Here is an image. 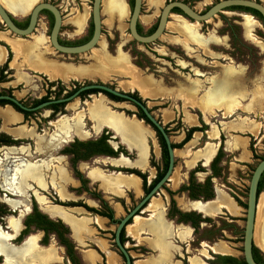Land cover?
Here are the masks:
<instances>
[{"label": "rangeland", "instance_id": "1", "mask_svg": "<svg viewBox=\"0 0 264 264\" xmlns=\"http://www.w3.org/2000/svg\"><path fill=\"white\" fill-rule=\"evenodd\" d=\"M168 1L169 0H142L141 14L148 15L155 12V15L158 17L161 8L165 2ZM177 1H183L196 12L201 13L219 0ZM40 2L53 4L62 13L63 26L61 36L65 33H73L74 28L72 27V19L74 16L77 17L79 14L85 15L86 25L87 15L89 19L92 5V0H34L33 5L26 12L14 13L9 9H5L14 15L16 21L23 22L27 18L32 7ZM261 3L264 5V1H261ZM127 14L124 15L123 18L110 16L104 0H102V35L95 49L91 50V52L86 55L65 56L59 54V56L61 59L66 60V62L80 65H96V69H94L91 74L89 73L90 75L87 74L88 77L86 78H91L94 82L100 80L105 84H111V86H115L123 91L137 90L129 87L124 89V85L133 83V75L139 76V79H145L142 76L150 77L154 83L157 84L158 88L164 92L163 94L165 95L163 99H145V96L143 97L138 90L137 93L139 96L141 95V98L147 101V106L153 111L154 116L158 120H161L164 124L168 123L172 130L169 134L172 142H178L181 134L183 137L185 130L188 128L184 121L185 113L196 114L199 118L202 117V114L198 112L197 108L190 107L188 102L192 100L191 102L197 101L196 103H201L208 90L203 92L200 88L193 87L191 84L192 81H197V79L204 81L212 77L216 79L218 75L217 69L221 67V65H232L230 68H234L240 73L241 77H239V81L235 82L236 85L234 84V94H230L236 102L235 105L238 111L230 116L225 115L222 117L216 113L208 117L209 123L214 124L219 129L218 147L222 140L224 153V157L220 163V167L222 168L221 177L211 178L212 188H218L228 195L238 206V210L234 214H230L222 209L214 216L209 215L210 218H208V222L201 221L197 228H192L189 224L176 223L175 219H167L172 229L176 226L183 225L190 228L192 233L191 238L187 242H180L177 239L170 238L166 240L169 245L173 242L178 250L173 253V256L169 254V258L166 260L167 262L162 264H189L188 258L194 256L207 262L202 253L206 254L205 251H207L208 256L211 255V247L219 243L224 244L229 249L228 255L242 258V237L246 211L245 207L240 206L235 198L240 201V203L246 204L250 177L255 166L264 158V128L262 127V125H264L263 28L258 20L250 17L251 23L247 29L245 26L246 16L238 17L234 12L223 11L203 23H191V21L185 19L194 31L195 38L192 41L178 29L173 30V27H177L181 24V21L170 15L164 34L154 44L143 46L133 41L129 35L127 29L129 14ZM144 19H147V21L150 20L149 17H144L143 21H145ZM69 21L72 25L69 24ZM47 22V17L40 15L34 33L30 36L23 37V39L35 40L37 37L42 36L41 34L46 36L48 33ZM149 27L150 26H143V31H147ZM1 32L11 37H19L8 31L0 22V33ZM79 32L81 31H76V33ZM45 40L48 41L46 38ZM0 45L2 46L3 44L0 43ZM113 57H116V59H110ZM119 59H123L125 67L129 69L132 67V73H135L126 75L122 68L121 70L119 69V71L123 70L122 73L116 71L117 69L114 71L110 70L107 73L103 71L106 62H114ZM134 62L140 63L141 67L135 65ZM17 64H19L17 69H12L11 72L8 71L7 77H12L9 79L11 81L0 84V92L9 90L16 99L30 104L31 100L45 95L47 80L42 75L32 73L25 69V67H23L26 66L24 59H19ZM109 68L110 67L105 70ZM22 76L25 77L26 80L22 79ZM83 78L79 79V81L81 80L80 83L84 82V80H82ZM145 80L148 81L150 88L154 89L152 90L157 94V97H161L153 84L150 83V80ZM66 85L69 86L68 84ZM95 98L98 97L92 96L85 102L89 105ZM73 102L74 101H72V103ZM75 103L77 104L76 106ZM75 103L71 104L74 105L73 108L70 107V105L68 106V110L66 111L67 118L73 117L74 111L80 108H82L80 110L84 112L88 106L87 104L80 105L78 100H76ZM107 103L111 109H115V106L111 105L109 102ZM124 107L127 108L124 109V111L130 114L136 113L133 107ZM166 113H169L171 118H166ZM57 118L58 117H55V119ZM243 119L245 120V124L243 122L241 128L247 127V123H253L257 129L243 131L240 129L237 130V128L232 126L233 123H240ZM86 120L88 119L83 115L82 122L83 125H85V131L88 133L86 139L91 137L90 139L93 140L95 136H98L101 132L97 134L93 133L89 128L92 126L91 122H85ZM69 123L70 125L74 124L72 121ZM22 125L33 127L39 133L44 131L46 134H49L52 129L48 122H46V118H44L42 111L36 113L28 119V121L22 123ZM10 126L12 125H5L3 120L0 119V131H6L5 129H10ZM143 126L158 146L155 133L150 127L144 124ZM209 130L210 126L208 124L205 134L203 133V138L198 141L196 146L197 149L203 148L205 142L208 141L206 136ZM235 141L237 143V148L235 150H229L230 143ZM29 142L31 144L33 143L32 141ZM110 144L112 145V143ZM250 145H252L251 149L255 151L254 156L250 151ZM186 148L187 146L179 150L181 152L180 154L174 152L175 163L170 181L167 182L165 188L160 190L158 195L154 196L151 201H149V204L154 200L160 202L161 208L164 210L165 218L169 207L167 190L176 191L181 185L185 184L193 168L198 167L200 169V171L194 174V178L198 183L204 182L206 177L211 175L210 168L204 167V164H206L205 162H197L193 166L187 165L190 156L185 153ZM57 149L58 148L54 149V151ZM19 153L20 152L11 153L9 149L0 148V204H7L11 209L18 212V215L17 212H15V214L11 213V216H16L15 218L20 216L19 220L21 222L24 215L29 212L32 203H35L43 212L54 206H60V208L69 214L80 213L81 216L86 217V219L80 220L83 226L76 230L78 235L75 234V231L69 229V238L73 242L81 262L83 264H124L123 260L118 256L113 242L115 226L110 224L106 218L100 217L88 211L86 208L103 211L100 204V200H103L112 209L114 218L121 219L126 213L132 210L143 197L140 186L139 192H136L132 188L123 187V189H121V195L116 196L101 189L99 183L87 180L85 178L87 169L98 168L105 174L109 172L108 170H114V168L106 164L104 157H94L87 162L78 164V169L82 173V177L86 179V184L82 189L80 188L79 182L74 179L66 157L63 159L54 158L55 160L53 161L51 159L47 160L50 156H57L58 150L48 156L46 154H39L40 152L36 155H30L29 153L27 157L23 154L17 156L21 159L19 162H13L12 158ZM130 156L134 157V154H130ZM36 158L44 160L27 161L36 160ZM151 158V162L155 168L157 165L160 166V153H158V155L153 154ZM23 162L47 164V168L45 169L46 181L43 189L29 182V184L31 183L33 185H30L31 189L27 190L25 194L28 208H19L16 210L8 204V201L13 199L7 198L4 195V192H6L5 189H7V191L10 189L5 187L4 183L5 181H9L13 169ZM108 163L113 166H125L117 165L112 160L108 161ZM126 164L128 163L126 162ZM126 166L132 167L130 164ZM149 171H151V173ZM156 171L154 168L151 167L150 169V167H148L147 171L142 172L147 174V181H150L155 176ZM172 178H175L176 181L173 182V180H171ZM262 193H264V189L259 194L258 201ZM40 198L42 200H40ZM20 199L22 198L16 200ZM189 200L186 193H178L174 196L176 207L180 211H184L183 209L189 207V203H191ZM197 200L202 201L201 199ZM68 201L78 203L79 206L73 207L76 209H70L71 207H65L59 204ZM150 212L152 216H150ZM138 216L142 217L143 222H148V220L154 216V211H146L144 214ZM50 217L57 218L54 215ZM96 218L102 221L101 224L96 221ZM255 223L253 241L258 235L257 233L260 225L264 223V205L259 206V211L258 208H256ZM31 234L35 237L39 249H52L56 252L58 259L51 264H70L65 258L63 247L60 246L54 235L48 234L47 244L43 246L40 244V239H42L44 235L43 232L32 230ZM124 235L125 238L128 239L126 242L127 250H129L130 255L133 257L135 264H145L148 259L158 256L159 252L151 247L154 239L153 235L146 227L140 228L135 236H129L125 229ZM255 246L264 257V249L256 244ZM107 254L112 257L113 263L107 260Z\"/></svg>", "mask_w": 264, "mask_h": 264}, {"label": "bare ground", "instance_id": "2", "mask_svg": "<svg viewBox=\"0 0 264 264\" xmlns=\"http://www.w3.org/2000/svg\"><path fill=\"white\" fill-rule=\"evenodd\" d=\"M33 3H34V0H0V5L3 8L9 9L14 13L16 12L22 13V12L28 11L33 5ZM104 3L106 5V9L110 13V16L112 17L115 16L117 18H123L125 11H126V4L124 3L123 0H104ZM172 16L180 19L181 21V24H179L177 27H173V30L178 29L189 40L193 41L195 38L194 31L191 28V26L188 24V22L178 15H172ZM250 19H251L250 17L246 16L245 26L247 29L249 28V25L251 23ZM73 23H75L77 27L82 26L84 23L83 16L77 15V17L73 19ZM8 43H9L8 45H10L12 49L13 56H14L13 61L11 62L10 66L14 69H17V66H19V64H17V61L20 58H22L26 62V60L28 59V54L30 51H32V48L25 45L23 42H11L10 41ZM4 55H5V51L4 49H1L0 63L4 60ZM29 57H30V54H29ZM27 63H28L27 66H30L31 68H33V70H36V71L41 70L37 62L35 63V61L31 60V61H28ZM104 67L105 68L103 69V71L104 72L106 71L105 73H107L110 70L114 71L115 69H117L116 71L121 72V73L124 70V73L126 75L135 73V72L132 73L133 72L132 67H131L132 69L125 67L123 59H119L114 62L112 61L108 63L106 62ZM108 67L110 68L105 70ZM121 68L123 70L119 71V69L121 70ZM44 71H45V74L49 76V78L51 79L61 78V79L67 80L69 76H73L72 74L65 73V71L62 72V70H58V69H52L51 71H46V70ZM75 77L78 79L81 78V73L76 75ZM138 77L133 75V79H134L133 83L130 82L131 83L130 85H124V89H127L128 87L131 89L135 88L140 92V94L143 95V97L144 96L148 98L157 97V94L153 91L154 89L152 88L153 89L152 90L150 88L148 81L145 79H141V78L139 79ZM239 77H241L239 73H235L233 70L228 69L224 77H222V79L218 81L219 83L214 84V88L216 90L211 91V94L212 95L214 94V98L216 97L217 91L221 94L220 95L221 97L223 96L222 99L224 100H221L222 102L221 104H223V108L225 112L227 113H229L231 109L229 108V103L231 104L233 102V100L228 102L232 98L230 94L234 93V87H235L234 84L235 82L239 81L240 79ZM21 78L26 80V78L23 76ZM191 101L188 102L190 107H194V108L202 110V105H201L202 102L196 103L197 101L195 102H191ZM121 106L124 107V105H121ZM121 106H116V107H121ZM117 113L118 112H113L111 110L107 101L102 96H99L98 98H95L92 101V103H90L87 106L86 111L84 112L80 111L78 114L75 115L74 121H73L74 123L73 129L75 130L76 134L81 139L85 138L88 135V133L83 130L84 128L83 122H82L83 115L85 118H87L91 122V125H92L91 130L94 133H99L106 126H109V125L113 126V130L116 132V135L119 137L121 143H124V139H125V142L128 141L129 143L127 142L124 144H126V146L129 149L134 148L136 146L139 151V155L137 153V156L139 157L138 161L133 166L141 170L146 169L147 159L149 157L148 156V153H149L148 146L146 144L147 139L149 141H152L154 152L155 153L158 152V148L155 145L154 139L149 135L148 131L146 130V128L143 126L142 123L136 121L135 119H129L125 117L122 113H118V114ZM212 113H213V109L208 110V114H212ZM0 117L3 118L5 125L8 123H12V122L14 123V122L19 121V117L15 115L14 113H12L9 108H5V110L0 111ZM166 118H171L169 113H166ZM206 119L207 118H205V120ZM184 121L190 125L193 123V118L188 113H185ZM58 129L65 135L67 134L68 130L71 129V126L68 124L67 120H61L58 122ZM9 133L13 135L14 134H18V135L26 134L25 132L23 133L20 129L9 131ZM28 135L32 136V133ZM214 135H216L215 127L212 128L210 137ZM33 139L35 140L36 147L39 150H42L45 147H51L53 145L50 141L48 142V145H46L44 137L33 136ZM195 144H196V140L190 142L187 145L185 153L188 156L191 155L190 153H188L190 152V148ZM176 153L179 154V152H176ZM212 154H213V146L207 144L202 156L206 160H209ZM115 164H118V163H115ZM41 169H42L41 165H34V164H29V163L21 164L20 166H17L13 171L12 183H16L17 190H19V192L23 191V187L26 186V182L29 179H32L38 185H42V170ZM88 176L90 177L91 180L99 182L101 189H103L104 191L112 195H118V196L121 195V192L119 190L120 187L132 188L136 192H139V185H140L139 179H137V177H134L133 175L132 176L131 175L122 176L119 174L104 175L99 169L95 168V169H90L88 171ZM171 180H173V178ZM214 199H215V201L213 200L214 202L210 201L205 204H201L200 202H197V204H195V207H197V209L203 212L205 215H211L217 212L218 211L217 209H219V207H221L222 209H225V211L230 214H234L237 211V208L233 200L218 188L216 189V195ZM16 205H17L16 203L12 202V206H16ZM261 205H264V193H262L259 197L258 207H257L258 211H259V206ZM147 206L148 207L144 209V212L154 211V216L150 220H148V222H143L142 217L135 216L132 219V223L126 227V231L129 236H135L137 234V231L140 228H143V226L146 227L148 231L153 235L154 245L161 250V256L159 259L160 261L159 263H162V262L164 263V262H167L166 260L167 258H169L168 257V243L166 242V239L171 234V227L165 222L163 218V209L161 208L160 202H157L154 200L151 204H148ZM45 212L50 215H54V216L61 217L62 219H64V221L68 223V225H70L71 229L75 231L76 235H78L76 230L80 229L83 226L80 220L86 219L83 217L80 219H75L71 214H70L71 216L68 215V213H66L62 208H58V207H52L51 209L46 210ZM96 221H98L99 224H101L102 222L98 218H96ZM7 225L13 233H17L20 228L19 219L11 217L7 220ZM257 234L258 235L256 239L254 238V242L257 246L262 247L264 249V223L260 225V228ZM7 239H10V237L7 236L6 234H2L0 231V245L4 244ZM23 244H22L23 246L22 245L19 246L20 248L9 246V248L5 249L4 252L0 249V253L3 254L4 258L6 259V262L4 260L5 264H33L34 260H37L40 264H46L49 262L57 261V257H56L54 250L52 249L41 250L37 248L35 244V237L28 238V240H26V242ZM214 251L225 252L226 250L225 248H222V247H218V248L215 247ZM26 255H28L29 258L25 259ZM108 260L110 261V263H113L112 257H108Z\"/></svg>", "mask_w": 264, "mask_h": 264}, {"label": "flooded vegetation", "instance_id": "3", "mask_svg": "<svg viewBox=\"0 0 264 264\" xmlns=\"http://www.w3.org/2000/svg\"><path fill=\"white\" fill-rule=\"evenodd\" d=\"M124 1V3L126 4V6H127V8L128 9H132V8H130V6H129V4H128V0H123ZM169 1H172V0H169ZM174 1V0H173ZM177 1V0H176ZM254 1H256V2H258V3H261V1L260 0H254ZM183 2V1H182ZM166 3V2H165ZM217 3V2H216ZM186 4V3H185ZM215 4V3H214ZM262 4V3H261ZM263 5V4H262ZM55 6V5H54ZM212 6V5H211ZM210 6V7H211ZM264 6V5H263ZM210 7H208V8H210ZM142 8V7H141ZM208 8L206 9V10H208ZM233 8H236V7H233ZM5 9V8H4ZM244 9H247V8H237V9H232V8H229L227 11H230V12H234V13H236L237 14V16L238 17H242V16H247V17H251V18H255L256 20H258L253 14H251V12H248V11H246V10H244ZM59 10V9H58ZM205 10V11H206ZM43 11H46V10H43ZM43 11H41L40 12V14H39V16L40 15H44V16H46L47 17V30H48V33L46 34V38L48 39V44H49V46L51 47V45H50V42H49V34H50V31H51V28H52V25H53V16H52V14L49 12V14H46V13H44ZM60 11V10H59ZM142 11V10H141ZM204 11V12H205ZM48 12V11H47ZM91 12V11H90ZM201 13H203V12H201ZM60 14H61V18H62V24H61V28H60V33H59V35H58V42H59V44L60 45H62V46H68V47H72V46H79V45H82V44H84V43H86V42H84V43H82V44H77V45H63V43H76V42H78V41H80V40H84L87 36H88V33H89V26H90V23L92 24V21H91V17H90V15H89V19H88V22H87V25H86V31H85V34H83L82 36H78V35H76V34H74V33H65L63 36H61V30H62V26H63V17H62V13L60 12ZM13 15V14H12ZM141 15V14H140ZM172 15H178V16H180V17H182L183 15H182V13L181 14H177V13H174L173 12V14ZM39 16H38V19H39ZM13 17H14V15H13ZM28 17H29V14H28V16H27V18L23 21V22H19V21H16L14 18H12V20H13V22H14V24L17 26V24H19V25H24L25 24V22H26V25L24 26V27H22L21 29H24V28H26V26H27V24H28ZM52 17V18H51ZM158 18H159V15H158V17H157V19L154 21V23L152 24V25H150V27L148 28V30L150 29V28H152L154 25H156L157 26V22H158ZM184 20L186 19V17L184 18V17H182ZM38 19H37V23H36V26H37V24H38ZM169 19V18H168ZM188 20V19H187ZM261 20H262V18H261ZM186 21V20H185ZM190 21V20H189ZM259 21V20H258ZM193 21H191V23H192ZM260 22V21H259ZM197 23V22H196ZM203 23V22H202ZM137 24H139L141 27H142V34H140V35H146L147 34V31H143V25L140 23V21H139V19H138V22H137ZM137 24H136V29H137ZM260 24H262V22H260ZM75 25V24H74ZM73 25V26H74ZM83 25H84V27H85V22L83 23ZM36 26H35V29H36ZM167 26V25H166ZM262 26V25H261ZM18 27V26H17ZM75 28H76V26H74ZM84 27L82 28V29H84ZM18 28H20V27H18ZM156 28V27H155ZM35 29H34V31H35ZM128 29V28H127ZM76 30H77V32L78 31H81L80 30V28H76ZM155 30V29H154ZM34 31H33V33H34ZM138 32V31H137ZM264 32V31H263ZM32 33V34H33ZM153 33V32H152ZM13 34V33H12ZM30 36V35H29ZM92 36V35H91ZM25 37H27V36H25ZM20 38H23V37H20ZM91 38V37H90ZM89 38V39H90ZM143 46H147V45H143ZM52 48V47H51ZM53 49V48H52ZM54 50V49H53ZM55 51V50H54ZM56 53H58V54H62V53H59V52H57V51H55ZM9 54L11 55V53H10V51H9V49H8V57H9ZM62 55H65V56H79V55H81V54H78V55H66V54H62ZM8 59V58H7ZM10 61H11V59H10ZM10 61L8 62V64H7V69H6V71H4V75L6 76V80L5 81H3V82H0V84H2V83H8L9 81H11V80H9L10 78H12V77H7V74H8V71H10L11 72V70H12V68H10L9 67V63H10ZM7 62V60L5 61V63ZM4 63V64H5ZM3 64V65H4ZM3 65H1V66H3ZM0 66V67H1ZM44 77V76H43ZM70 77H72V76H69V78ZM74 77V76H73ZM45 78V77H44ZM61 79V78H60ZM71 79H73V80H70V81H68V79L67 80H64V79H62L63 81H65V82H63V81H61V80H49V79H47L46 78V80H47V83H46V90H45V95L44 96H42V97H40V98H36V99H33V100H31V103L30 104H27L25 101H22V100H19V99H16L12 94H11V91H9V90H7V91H4V92H0V96H8V97H11V98H13V99H15V100H17L22 106H24L25 108H28V109H33V110H22V109H20L19 107H17L16 105H14L13 103H11L10 101H7V100H0V101H7L8 103H5V104H0V111H3V110H5V108H9L10 110H11V112L12 113H14L15 115H17L18 117H19V121H17V122H12V123H8V124H6V125H12V126H10V129L8 128V129H5L6 131H0V148H5V149H9L10 150V152L11 153H15V152H20L19 154H17L16 156H14L12 159H13V162H15V163H17V162H19L21 159H19L17 156H20V155H23V154H25L24 156H28L27 154H29L30 153V155H32V154H34V155H36L37 153H39V154H46L47 156L48 155H50L51 153H53V152H56L57 150H58V154H57V156H50L49 158H47V160H49V159H51L52 161L53 160H55L54 158H64V157H66L67 159H68V164H69V168H70V170H71V172H72V175L74 176V179L76 180V181H78L79 182V184H80V188H82L83 189V186L81 185V182L77 179V177L75 176V173H74V170H73V167H72V164L73 163H75V169L80 173V174H82L80 171H79V169H78V164L79 163H84V162H87V161H89L90 159H92V158H94V157H104V160H106V164H108L110 167H112V168H114V170H108V168H107V170L109 171L107 174H105L103 171H101L100 169V171L104 174V175H113L111 172H114V171H120V172H124V173H127V174H134V173H129L128 171L129 170H132V171H137V172H139V173H141V174H145L146 176H147V174L146 173H143L142 171H147V169H148V167H150V169H151V167L152 168H154L155 169V171H156V168L154 167V166H152L151 165V157H152V155L153 154H155V155H158V153H160V160H161V146H160V144H159V140H158V138H157V134H156V132H155V130H154V127L149 123V121L146 119V117H145V119H143V118H141V117H139V115H140V112H139V108L138 107H136L132 102H130V101H125V100H123V99H119V98H117V97H114V96H112L111 94H109V95H111L113 98H111L110 96H108V93H106V92H104V91H99V90H85V91H82V92H80V93H78L75 97H72L81 87H84V86H86V85H92V84H104V85H106V86H108V87H110V88H112V89H116L117 91H119V92H122V93H125V94H128L129 96H131L132 98H134V99H136V100H138L139 102H141L144 106H146L147 108H148V111L152 114V116L153 117H155L154 116V114H153V111L147 106V101H145V99H143V98H141L139 95H138V91L136 90H132V91H123V90H120V89H118L117 87H115V86H111V84H105V83H103L102 81H96V82H94V81H92V80H84V82H82V83H80V81H79V79L78 78H76V77H74V78H71ZM68 81V82H67ZM66 84H68L69 86H67ZM195 87H198V85H195ZM210 89V88H209ZM89 91V92H88ZM92 91H95V92H92ZM83 92H87V93H85V94H83V95H81V93H83ZM106 93V94H105ZM92 96H94V97H99V96H102V97H104L106 100H107V102H109L110 104H112L113 106H115V109H111L113 112H118V113H122L124 116H126L127 118H129V119H136V121H138V122H142L145 126H147V127H150V129L155 133V135H156V139H157V144H158V146L156 145V143H155V145L157 146V148H158V152L157 153H155L154 152V149H153V145H152V141L150 142L148 139H147V142H146V144H147V146H148V151H149V153H150V157H148V159H147V168L146 169H138V168H136V167H134L133 165L138 161V156H137V153H138V155H139V151H138V149H137V147L135 146H133L134 148H131V149H129L127 146H126V144H124V143H127V142H125V139H124V143H121V141H120V139H119V137L116 135V132L113 130V126H106V127H104L99 133V135L98 136H95V139H93V140H91L90 138H88V139H86V137L85 138H83V139H81V138H79V136L76 134V132H75V130L73 129L74 127H73V125H70V121H74V117H75V115L76 114H78L81 110L80 109H82V108H80L79 110H76V111H74V115H73V117H71V118H67V116H66V111L68 110V106L70 105V107H74V105H71V104H73V103H75V101L76 100H78V102L80 103V105L82 104V105H85V104H87L85 101H87V99H89V98H91ZM72 97V98H71ZM36 101H40L39 103H35ZM72 101H74L73 103H72ZM92 103V102H91ZM40 105H42L41 107H39V108H36V107H38V106H40ZM77 104L75 103V106H76ZM121 105H124V106H129V107H133L135 110H136V113H134V114H130L129 112H126V111H124V109H127V108H125V107H117V109H116V106H121ZM87 106V105H86ZM34 108H36V109H34ZM87 110V107H86V109H85V111ZM40 111H42L43 112V116H44V118H46V122H48V124H49V126L50 127H52V129H51V132L49 133V134H46L44 131H41V133H39V132H37L33 127H26V126H23L22 125V123H24V122H26V121H28V119H30L32 116H34L36 113H39ZM141 111V110H140ZM142 112V111H141ZM199 112V111H198ZM27 113V114H26ZM117 113V114H118ZM200 113V112H199ZM143 114V113H142ZM144 115V114H143ZM55 117H58L57 119H55ZM135 117V118H134ZM156 118V117H155ZM0 119L1 120H3V118L2 117H0ZM198 119H199V123H200V125L201 126H193V127H202L203 125L204 126H206L207 127V124H205L204 123V121L202 120V117L201 118H199L198 117ZM61 120H67V122H68V124L71 126V129H69L68 130V132H67V134H63L61 131H59V129H58V122L59 121H61ZM146 120L148 121V123L146 122ZM156 120L157 121H160L161 123H162V121L161 120H158L157 118H156ZM87 121H89V120H86L85 122H87ZM4 122V121H3ZM90 122V121H89ZM208 123H209V121H208ZM163 125H164V130H165V132L167 131V135L169 136V134L171 133V129H170V127H169V125H168V123H162ZM211 124V123H210ZM84 126V128H83V130L85 131V125H83ZM90 128V130H91V127H89ZM189 128H191V127H188L187 129H189ZM16 129H20L23 133L25 132L26 134H24V135H18V134H11V133H9V131H13V130H16ZM87 129V128H86ZM156 129V128H155ZM187 129L185 130V132L187 131ZM7 130H9V131H7ZM92 131V130H91ZM206 131V130H205ZM205 131L204 132H201V133H204L205 134ZM86 132V131H85ZM93 132V131H92ZM185 132H184V135H183V137H182V139L181 140H179L178 142H172L171 140V144L172 143H174V144H178V143H180L183 139H184V137H185ZM30 133H32V136L31 135H28V134H30ZM94 133V132H93ZM195 133V132H194ZM193 133V134H194ZM95 134H97V133H95ZM118 134V133H117ZM193 134H192V136H193ZM119 135V134H118ZM161 135V134H160ZM33 136H40V137H44L45 138V144L46 145H48V142L50 141L53 145L51 146V147H45L44 149H42V150H39V149H37V147H36V142H35V140L33 139ZM191 136V139L193 138ZM170 137V136H169ZM100 138H104V142L108 145V147L114 152V153H116L115 155H109V154H91L87 159H81L82 157H81V152H80V146H79V143H87V142H91V141H96V140H98V139H100ZM68 139V140H67ZM86 139V140H85ZM190 139V140H191ZM7 140H8V142H7ZM190 140L186 143V144H184L183 146H182V148H180V149H174V152L176 153V151H179V150H182L184 147H186L187 146V144L190 142ZM29 141H32L33 143L31 144ZM110 143H112V145L110 144ZM129 143V142H128ZM150 144H151V146H150ZM222 144V146H223V143H222V140H221V142H220V145ZM115 145V146H114ZM128 145V144H127ZM220 145H219V147H220ZM61 146H63V147H61ZM130 147H132V146H130ZM219 147L217 148V150L219 149ZM56 148H58L56 151H54V149H56ZM119 148H121L122 150H123V152H120V151H118L119 150ZM252 145H250V151L252 152V155L254 156V154H255V151H253L252 149ZM166 149H167V147H166ZM149 153H148V156H149ZM153 153V154H152ZM216 153H217V151H216ZM130 154H134V157H132V156H130ZM168 154V153H167ZM216 155V154H215ZM215 157V156H214ZM213 157V158H214ZM213 158H212V160H213ZM264 159V158H263ZM37 160H44V159H41V158H36V160H27V161H37ZM114 161V163H118L117 165H125V166H113V165H111V164H109L108 163V161ZM211 160V161H212ZM211 161L208 163V164H204V167L205 168H209V166H210V163H211ZM261 161V160H260ZM126 162L128 163V164H130V165H132V167L130 166H126V165H128V164H126ZM199 163H202V162H200V161H198ZM24 163H29V164H34V165H41L42 166V185H38L37 183H35L32 179H29L27 182H26V186L25 187H23V191L22 192H19V190H17V186H16V183H12V175H13V171H14V169L17 167H15L14 169H13V171H12V173H11V176H10V178H9V181L8 182H6L5 181V183H4V186L5 187H8V188H10V189H8V191H7V189H5L6 190V192H4V195L7 197V198H10V199H13V200H10V201H8V204L11 206V207H13L14 209H16V210H18L19 208H25V209H27L28 208V202H27V200H26V198H25V194H26V191L27 190H29V189H31V186L30 185H33V184H35V185H37L39 188H41V189H43L44 188V186H45V181H46V177H45V169L47 168V164H45V163H42V164H40V163H36V162H23V163H20L18 166H20L21 164H24ZM119 163H121V164H119ZM174 163H175V155H174ZM15 165V164H14ZM90 169H95V168H90ZM90 169H87V171H86V179L87 180H91L90 179V177L88 176V171L90 170ZM96 169H98V168H96ZM194 169V168H193ZM174 170V169H173ZM150 173H151V171H149ZM119 175H122L121 173H118ZM156 174H157V171H156V173H155V176L153 177V179L156 177ZM263 174V173H262ZM117 175V174H116ZM136 175V174H135ZM82 176V175H81ZM122 176H126V175H122ZM132 176V175H131ZM136 176H138V175H136ZM135 177V176H134ZM139 177V176H138ZM139 178H141V177H139ZM261 178V177H260ZM85 179V180H86ZM138 179V178H137ZM147 179H148V176L146 177V186H149V184L151 183V181L153 180V179H151L150 181H147ZM141 180H142V178H141ZM260 180V179H259ZM92 182H97V181H93V180H91ZM169 181H170V179H169ZM168 181V182H169ZM29 182H31V183H33V184H29ZM139 182H140V180H139ZM97 183H99V182H97ZM167 184V183H166ZM34 185V186H35ZM99 186H100V183H99ZM140 190L142 191V193H143V197L146 195V194H148V192L147 193H145V191H144V189H143V181H141L140 182ZM166 186V185H165ZM165 186H163V188H165ZM36 187V186H35ZM154 187V186H153ZM152 187V188H153ZM37 188V187H36ZM151 188V189H152ZM162 188V189H163ZM38 189V188H37ZM49 189V188H48ZM121 189H123V187H120L119 188V190H120V192L122 191ZM150 189V190H151ZM39 190V189H38ZM53 190V189H52ZM101 190V189H100ZM139 190V191H140ZM149 190V191H150ZM41 191V190H40ZM102 191V190H101ZM126 191H128V190H126ZM43 192H45V191H43ZM160 192V191H159ZM213 192H214V198H215V195H216V191H215V189L213 188ZM159 194V193H158ZM57 195V194H56ZM116 196H118V195H116ZM259 196V195H258ZM142 197V198H143ZM18 198H22V199H20V200H16V199H18ZM117 198H119V197H117ZM141 198V199H142ZM153 198V197H152ZM151 198V199H152ZM214 198L212 199V200H214ZM140 199V200H141ZM150 199V200H151ZM40 200H42L41 198H40ZM139 200V201H140ZM149 200V201H150ZM149 201H148V204H149ZM192 201H199V200H189V202H192ZM209 201V200H208ZM12 202H14V203H16L17 205L16 206H12ZM199 202H206V201H199ZM70 203H74V204H76V205H78V203H75V202H73V201H71V202H66V203H59V204H61L62 206H65V207H71V208H73V207H77V206H69L68 204H70ZM192 203H194V202H192ZM6 204V203H5ZM147 204V205H148ZM1 206H3V208L6 210V212L4 213V214H1L0 215V231H1V233L2 234H6L7 236H9L10 237V239H7L6 241H5V243L4 244H6L7 246H8V248H9V246H14V247H17V248H20L19 246L20 245H22L23 243H25L26 242V240H28V238H30V237H33L32 236V234H31V231L32 230H36V231H41V230H38V229H34L33 227H31V231L29 232V233H27V234H23V231L26 229V226H25V224H24V221H25V219H26V217L28 216V215H30L32 212H33V209H34V207L39 211V212H41L42 214H44V215H46L50 220H53V221H60V222H62L68 229H70L71 230V227H70V225H68V223H66L65 221H64V219H62L61 217H57V218H52V217H50V216H52V215H50V214H48V213H46L45 211L43 212L42 210H40V208H38L37 207V205L35 204V203H32V205H31V208H30V210H29V212L26 214V215H24V217L22 218V221L20 222V220H19V224H20V228H19V230H18V232L17 233H13L12 231H11V229H9V227H8V225H6V222H7V220L9 219V218H15L16 216H11V213L12 214H15V212H17V211H15V210H13V209H11L7 204L6 205H4V204H0ZM137 205V204H136ZM146 205V207H145V209L148 207ZM29 206H30V204H29ZM54 207H57V206H54ZM135 207V206H134ZM133 207V208H134ZM58 208H60V206L58 207ZM70 208V209H71ZM110 208V207H109ZM74 209H76V208H74ZM196 210V211H195ZM195 210H191V211H182V212H193V211H195V213H197L199 210L196 208ZM131 211V210H130ZM21 212V211H20ZM66 212V211H65ZM146 212V211H145ZM144 212V210H143V212H142V214H144L145 213ZM201 211H199V213H200ZM66 213H68V212H66ZM201 213H203V212H201ZM71 214V213H70ZM69 213H68V215H70ZM127 214V213H126ZM142 214H139V215H142ZM198 214V213H197ZM204 214V213H203ZM17 215H18V212H17ZM50 215V216H49ZM150 215H151V212H150ZM198 215H200V214H198ZM205 215V214H204ZM71 216V215H70ZM138 216V215H137ZM20 217V216H19ZM19 217H18V219H19ZM101 217V216H100ZM200 217L202 218V219H204V218H210V217H208V215H205V217H202L201 215H200ZM85 218V217H84ZM104 218V217H103ZM123 218V217H122ZM121 218V219H122ZM107 219V218H106ZM115 219V218H114ZM166 220L168 219L167 217L165 218ZM100 220V219H99ZM109 222H110V220L109 219H107ZM115 220H117L118 221V223H119V220L120 219H115ZM165 220V222L166 223H168L167 221ZM130 221V222H129ZM128 221V224L130 225L131 224V221H132V219H130ZM117 223V224H118ZM110 224H112V225H114L115 227H116V225L117 224H115V223H111L110 222ZM169 225V224H168ZM170 226V225H169ZM144 227V226H143ZM171 227V226H170ZM125 229H126V227H124L122 230H123V236H124V238H125V235H124V232H125ZM121 230V231H122ZM72 231V230H71ZM43 232V231H42ZM138 232V231H137ZM171 232H172V228H171ZM114 233H115V230H114V232H113V242H114ZM43 234H44V232H43ZM52 235H54L53 233H52ZM120 235H121V232H120ZM55 236V235H54ZM125 239H127V238H125ZM128 241V239L123 243V245H126V249H127V244H126V242ZM2 242V241H1ZM254 242V241H253ZM255 243V242H254ZM35 244H36V239H35ZM40 244L41 245H43V246H45L46 244H42V239H40ZM24 245V244H23ZM22 245V246H23ZM114 245H115V243H114ZM36 246H37V244H36ZM61 246V245H60ZM38 248V247H37ZM115 248H116V246H115ZM15 249V248H14ZM64 249V248H63ZM256 249H257V247L255 246V244H253V246H252V256H253V259H254V261H255V259L256 260H258L260 263H258V264H262V262H264V257H263V255H262V253L259 251V249H257L259 252H257L256 251ZM43 250V249H42ZM117 250V249H116ZM128 252H129V250H127ZM213 252H211V255L210 256H212V258L210 257V258H204L207 262H205L206 264H219V262H217L216 261V259H215V256L216 255H219V256H230V255H228V254H212ZM55 254H56V252H55ZM117 254H118V256L123 260V257H122V255L117 251ZM129 254H130V252H129ZM3 254H1L0 253V264H5V262H6V259L4 258V255L2 256ZM65 255V254H64ZM56 257H57V255H56ZM130 257H131V260H132V262H133V264H135L134 263V261H133V257L130 255ZM230 257H233V256H230ZM27 258H29V256L28 255H26V258L25 259H27ZM66 258V257H65ZM235 258H237V257H235ZM58 259V258H57ZM240 259V258H239ZM242 260H243V257L241 258ZM4 260H5V262H4ZM108 260V259H107ZM210 261H215L214 263H210ZM244 261V260H243ZM56 262V261H55ZM256 262V261H255ZM51 263H54V262H49V263H46V264H51ZM70 263V262H69ZM123 263H124V260H123ZM257 263V262H256ZM33 264H40L37 260H34V262H33Z\"/></svg>", "mask_w": 264, "mask_h": 264}, {"label": "water", "instance_id": "4", "mask_svg": "<svg viewBox=\"0 0 264 264\" xmlns=\"http://www.w3.org/2000/svg\"><path fill=\"white\" fill-rule=\"evenodd\" d=\"M101 5H102V0H92L91 12H90V17L92 21V36L86 43L79 46L68 47L59 44L58 35L60 33L62 18L58 8L50 3L40 2L36 4L29 13L28 24L24 29L18 28L12 20V18H14L13 15L7 12L0 5V22L8 31H10L16 36L19 37L29 36L33 33L35 29L40 12L46 10L50 12L53 16V25L48 37L51 47L55 51L66 55L85 54L96 47L102 35ZM141 7H142V0H133V7L132 9H129V19L127 24L128 33L131 36L132 40L141 45L154 44L164 34V30L168 23V18L170 15L173 14L174 9H178L182 13L183 15L182 17L184 18L186 17V19L193 22L202 23V22H207L208 20L212 19L213 17L222 13L223 11H227L229 8H233V7L247 8L254 10L260 14L262 18L261 25L264 31V6L261 3H258L254 0H219L217 3L213 4L210 8H208V10H206L203 13L196 12L191 6L185 4L182 1H176V0L168 1L161 8L159 12L157 26L153 31V33H151L150 35H140L136 29V24L141 14ZM85 90L104 91L119 99L132 102L136 107H138L142 111V113L149 121V123L154 128H156V130L161 134L165 142V145L167 147L168 166L166 172L164 173L162 178L154 185V187L148 192V194H146L137 203V205H135V207L131 211H129L122 219L119 220V223L115 227L114 243L116 249L122 255L124 264H133L130 254L126 249V245H123L120 241V232L124 227H127L129 225L128 221L130 219H133L135 216L142 214L143 210L148 204V201L152 197L158 195L159 191L169 181L174 169V149L171 147L170 137L166 134L164 130V125L160 121H157L156 118L153 117L152 114L148 111V108L138 100L132 98L128 94L119 92L116 89H112L104 84H92L81 87L72 97H75L78 93ZM0 100L10 101L11 103H13L22 110H33V109L25 108L17 100L8 96H0ZM41 106L42 105L36 108H39ZM263 172H264V159L259 161L258 164L255 166L252 175L250 177L248 189H247L246 208H245L246 213H245L243 237H242V257L246 264H258L253 259L252 246L254 244L253 234H254V225L256 218L257 201H258L257 188H258L259 179ZM111 173L114 174L121 173L122 175H126V176L133 175L137 177L140 180V182L142 181L141 178H139L135 174H127L120 171H114ZM210 201L213 200L200 202V203L205 204ZM192 202H199V201H192ZM197 213L200 214L202 217H205L204 214L199 212ZM71 215L75 219H80L83 217L80 215V213L71 214ZM0 249L4 252L5 249H8V246L6 244H2L0 245ZM210 257L212 258V256Z\"/></svg>", "mask_w": 264, "mask_h": 264}, {"label": "trees", "instance_id": "5", "mask_svg": "<svg viewBox=\"0 0 264 264\" xmlns=\"http://www.w3.org/2000/svg\"><path fill=\"white\" fill-rule=\"evenodd\" d=\"M128 4H129L130 8H132L133 7V0H128ZM232 9H237V8H232ZM244 10L251 12V14H253L260 22H262L261 16L258 12L251 10V9H244ZM43 12L46 14H49V12H47V11H43ZM173 12L177 13V14H181V12L178 9H174ZM25 25H26V22L22 26L17 24V26L20 28L24 27ZM155 27H156V25H154L152 28H150L147 31L146 35H150L154 31ZM137 31L139 34H142V27L139 24H137ZM91 35H92V24L90 23L88 36L84 40H80L76 43H63V45H68V44L69 45H77V44L79 45V44H82V43L86 42L87 40H89ZM10 59H11V55L9 54L7 62L3 66L0 67V82H3L6 80V76L3 73H4V71H6L7 64L10 61ZM134 63L138 67H141L140 63H138V62H134ZM92 92H95V91H92ZM85 93H87V92H83V93H81V95H83ZM108 96L113 98L109 94H108ZM39 102L40 101H36L35 103L37 104ZM5 103H8V102L7 101H0V104H5ZM139 112H140L139 117L145 119L142 112L140 110H139ZM146 122L148 123L147 120H146ZM154 130L157 134V138H158L159 144L161 146V160H160V166L157 165V167H156V170H157L156 177L151 181L149 186H146V177L147 176L145 174H141L137 171H132V170L128 171L129 173H134V174H136L142 178L143 189H144L145 193L149 192V190L162 178V176L166 172L167 166H168V154H167L165 142H164L162 136L160 135V133L155 128H154ZM205 130H207V127L204 125L202 127H191L189 129H187V131L185 132L184 139L178 144L172 143L171 147L173 149H180V148H182V146L184 144H186L191 139V136L194 132H204ZM166 133H167V131H166ZM104 141H105L104 138H100L96 141H91V142H87V143H79L81 157H82L81 159H87L91 154L115 155L116 153H114ZM7 142H8V140H7ZM118 151L123 152V150L121 148H119ZM223 157H224L223 146L221 144L219 149L217 150L215 157L213 158V160L211 161L210 166H209L210 171H211V175L206 177L204 182H202V183L196 182V180L194 178V174L196 172L200 171V169L198 167H196L190 171L189 176H188V180L185 184L181 185L176 191L167 190V193L169 196V207H168L167 212H166V217L168 219H171V220L175 219L176 223L189 224L192 228H197L198 224L201 221H205V222L209 221L208 218L202 219L200 217V215H198L195 212H182V211H180L176 207V203L174 201V196L178 193H186L187 197L190 200H197V199H201L202 201L212 200L214 198V192H213V188H212L211 178L221 177L222 168L220 167V163H221ZM151 165L154 166L152 164V162H151ZM72 167H73L75 176L81 182V185L85 186L86 180L75 169V163L72 164ZM263 189H264V172L261 175V178L258 182V188H257L258 195L261 193V191ZM235 200L240 206H243L246 208V204L244 205V204L240 203V201H238L236 198H235ZM100 204H101V208L103 211H97L93 208H86V209L92 213H95V214L101 216V217L109 219L111 223L117 224L118 221L114 219L112 209L109 208V206L103 200H100ZM68 205L69 206H79V205H76L74 203H70ZM5 212H6V210L3 208V206L0 205V215L4 214ZM24 224L26 226V229L23 231V234L29 233L31 231V227H33L34 229L41 230L44 232V235L42 238V244H47L48 234L53 233L55 235L58 243L64 248L65 257L70 262V264H83L81 262V260L79 259L77 253H76L75 246H74L73 242L69 238V229L62 222L50 220L46 215L42 214L41 212H39L34 207L33 212L26 217ZM126 240L127 239L124 238L123 230H122L121 235H120V241L123 244ZM256 251L259 252L257 249H256ZM215 259L217 262H219V264H246L241 258L239 259V258L230 257V256L216 255ZM255 261L257 263H260L256 259H255ZM214 262L215 261H210V263H214ZM262 264H264V262H262Z\"/></svg>", "mask_w": 264, "mask_h": 264}, {"label": "crops", "instance_id": "6", "mask_svg": "<svg viewBox=\"0 0 264 264\" xmlns=\"http://www.w3.org/2000/svg\"><path fill=\"white\" fill-rule=\"evenodd\" d=\"M127 13L129 14V9L126 6V11H125V14L124 15H126ZM80 16H83L84 22H85V15L82 14ZM75 17L76 16H74V18ZM144 17H146V18L149 17L150 20L147 21V19H144L145 21H143V18ZM156 17L157 16L155 15V12L152 13V14H148V15L141 14L140 17H139V21H140V23L143 26H150V25H152L154 23ZM73 19H72V23H73ZM87 22H88V15H87V20H86V25H87ZM101 23H102V20H101ZM69 24L72 25L70 23V21H69ZM74 24L75 23H73V25ZM73 25H72V27L74 28V30H73V33L74 34H76L78 36H82L83 34H85L86 25H85V27H84V25H82L80 27H77L76 25H74V26H76V28H80L81 32H79V33H76L77 30H76V28ZM83 27H84V29H82ZM41 35L44 38L42 36H40V37H37L35 40L34 39L27 40V39H23V38H19V37H11L10 35H7L6 33H2L1 32L0 33V43H2L4 46L3 45L2 46L0 45V52H1V49H4L5 55H4V60L0 63V66L3 65L5 63V61L7 60V58H8V49H9V51L11 53V61L9 63V67L12 68L10 66V64L13 61V57L14 56H13V52H12V49H11L10 45H8L9 44L8 42H10V41L11 42H23L25 45H27V46H29V47L32 48V51L29 52L30 57H29V54H28V59L27 60L28 61L33 60V61H35V63L37 62V64H39V66L41 68L40 71L33 70V68H31L30 66H27L28 65V63H27L28 61L26 60V66L27 67L26 66H23V67H25V69H27L28 71H31L32 73H35V74L42 75V76H44L45 78H47V79H49L51 81L52 80H61V81H63V80L60 79V78H56V79L49 78V76H47L45 74V71L44 70L51 71L52 69H58V70H62V72L65 71V73L72 74L74 77L76 75L80 74V73L81 74L84 73L81 76V78L84 77L82 80H91V78H86V77H88L87 74H89V73L91 74L93 72V70L96 69V65H93V66H95V67H93L91 65H80V64H75V63H71V62H66V60L61 59L60 56H59V54L56 53L49 46L47 40H45L46 36L44 34H41ZM104 49H105V47H104ZM89 52H91V51H89ZM89 52H87V53H89ZM87 53L81 54V55H86ZM116 57H113V58H110V59H116ZM20 59H22V58H20ZM231 66L232 65H229L228 64V65H221V67H218V69H217V72H218L217 74L218 75H217L216 79H214L213 77H212L213 79L212 78L211 79L208 78V79H206L204 81L201 80V79H197V81H192V83H191L193 87H195V85H198V89L200 88V90H202L203 92H205V91L208 90L205 93L204 97H203V101H202V104H201L202 105V110H200V109H197V110L202 114V120L204 121V123L207 124V125L209 124L210 130L207 131V134L208 135L206 136V138L208 139V141L205 142L203 148H201V149H197L196 146L198 144V141L203 138V133H201V132H195L193 134V136H192L193 138L190 140V142L196 140V144L193 145L190 148V152H188V153L191 154L190 157H189L190 160L187 161V165L188 166H193L198 161H200L202 163L205 162L206 164H208L212 160V158L215 156V154H216V151H217V148H218L219 129L214 124L208 123V117L213 116V114H216V113H218L222 117L225 116V115L230 116L233 113H235L236 111H238L236 109V105H235L236 102H235V100L233 98H231L228 101V102H230L231 100H233V102L231 104L229 103V108H231V109H230V112L227 113V112H225V110L223 108V104H221L222 103L221 100H224V99H222L223 96L221 97L220 96L221 94L218 91H217L218 93L216 92V97L215 98H214V94L213 95L211 94V91L212 90H216L214 88V84H216V83L218 84L219 83L218 81H220L222 79V77H224V75L226 74V71L228 69L233 70L235 73H239L236 69L229 68ZM12 69H14V68H12ZM239 75H240V73H239ZM73 76L70 77V78H68V81L73 80V79H71V78H74ZM142 77H144L145 79H149L150 80V83L153 84L154 88L161 95V97L158 96V97H155V98H148V97H145V98L150 99V100L163 99V96L165 94H163L164 92H162V90L158 88L157 84H155L154 81L150 77H148V76H142ZM63 82H65V81H63ZM238 101H237V103H238ZM220 104H221V106H220ZM210 109H213V113L212 114H208V110H210ZM189 115H191V117L193 118V123L190 124V125L186 123L185 125L187 127L201 126L200 123H199L198 116L196 114H189ZM205 118H207V119L205 120ZM241 121L245 122L244 119L241 120ZM243 122H241V123H239V122L233 123L232 126L235 127V128H237V130L240 129V130H243V131H252L253 129H257L253 125V123L252 124L251 123H247V125H248L247 127L241 128V125H243L242 124ZM213 127H215V129H216V135L210 137V133H211V130H212ZM262 127L264 128V125H262ZM254 132H255V130H254ZM181 139H182V134H181L179 140H181ZM207 144L213 146V154H212V156L210 157L209 160H206L202 156V154H203V152H204ZM230 144L231 145L229 146V150H235L237 148L236 141L235 142H231ZM176 152H179V154L181 153L180 151H176ZM192 159H194V160H192ZM175 181H176V179L174 178L173 179V182H175ZM216 189H215V191H216ZM214 201H215V199H214ZM195 204H197V202L196 203H192L191 202V203H189V207L188 208H185L183 210L184 211L194 210V209L197 208V207H195ZM235 206H236V208L238 210V206L236 204H235ZM217 210H218L217 212H219L220 210H222V208L219 207V209H217ZM223 210H225V209H223ZM217 212H215V213H213L211 215L214 216ZM150 216H152V215H150ZM208 217H210V216L208 215ZM163 218H164V220H166L165 217H164V210H163ZM167 224H169V223H167ZM191 233H192V231L190 230V228H188L186 226H183V225H179V226H176L174 229H172V232H171V234H170V236L168 238H170V239H177L180 242H187L191 238ZM151 247L153 249H156L159 252L160 255L158 254V256L156 258L148 259L145 264H162L163 262L162 263H159L160 262L159 259H160V256H161V250L154 245L153 241H152V246ZM215 247L216 248H218V247L225 248L226 251L225 252H216V251H214V248ZM177 250H178V248H177V246H175L173 244V242H171V245L168 244V256H169V254H171V256H173V253L177 252ZM205 252H206V254H203L202 253V255L205 258H210V256H208V254H207V251H205ZM211 252H213L215 254H229L228 253L229 252V249L224 244L219 243V244H215L214 246L211 247ZM108 257H111V256L109 254H107V259H108ZM188 261H189V264H205L204 261H202L200 258H198L196 256L189 257L188 258Z\"/></svg>", "mask_w": 264, "mask_h": 264}]
</instances>
